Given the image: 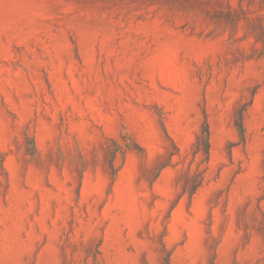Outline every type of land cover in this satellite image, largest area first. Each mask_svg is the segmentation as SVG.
I'll list each match as a JSON object with an SVG mask.
<instances>
[{
	"label": "rangeland",
	"instance_id": "1",
	"mask_svg": "<svg viewBox=\"0 0 264 264\" xmlns=\"http://www.w3.org/2000/svg\"><path fill=\"white\" fill-rule=\"evenodd\" d=\"M0 264H264V0H0Z\"/></svg>",
	"mask_w": 264,
	"mask_h": 264
},
{
	"label": "trees",
	"instance_id": "2",
	"mask_svg": "<svg viewBox=\"0 0 264 264\" xmlns=\"http://www.w3.org/2000/svg\"><path fill=\"white\" fill-rule=\"evenodd\" d=\"M247 107L242 106L236 110L235 113V124L239 132V136L241 141H245V126H244V115ZM36 149L34 142L31 143L30 151H34ZM210 149H211V140H210V125L207 119L204 120L202 126L196 136V140L194 142V151L193 158L194 160L197 158L199 154L203 157L201 158V163L209 162L210 158ZM200 164V163H199ZM165 166V165H164ZM205 171L197 168L195 173L191 176L190 181H188L187 185L184 186V193L187 191L189 196H193L197 189L203 184L205 179ZM189 186V187H187Z\"/></svg>",
	"mask_w": 264,
	"mask_h": 264
}]
</instances>
